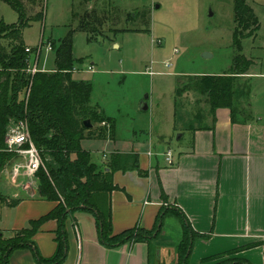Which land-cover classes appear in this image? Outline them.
<instances>
[{
  "label": "rangeland",
  "instance_id": "obj_1",
  "mask_svg": "<svg viewBox=\"0 0 264 264\" xmlns=\"http://www.w3.org/2000/svg\"><path fill=\"white\" fill-rule=\"evenodd\" d=\"M110 1L121 12L114 22L115 26L103 24L102 32L94 33L90 42L84 32L75 31L72 34L73 80L91 84L90 104L98 106L103 115L114 120L115 139L121 141V145L136 141L134 138L139 139L138 135L148 139L151 137L152 155L157 154L156 160L160 166L165 163L163 156L158 154L162 148L164 151L170 149L173 158L185 146L192 150L195 142L192 128L201 126L203 134L198 141L207 144V148L217 155L222 143L231 139L219 127L224 120L221 113L226 110L216 113L214 124L209 106L203 105V102L206 103L203 96L187 92L181 99H176L175 92L179 87H187L196 76L219 75L229 71L235 56L232 47L235 27L233 0ZM84 2L43 0V10L42 7L32 8L26 4L27 18L40 10L43 15L42 20L30 21L22 31V41L30 49L28 68L36 64L38 71L54 70V52L47 45L53 46L56 41L64 39L70 30L76 29L78 20L73 15L85 12ZM0 21L5 25H14L19 21L18 14L2 1ZM105 27L117 31L105 30ZM261 32L264 42V30ZM257 44L258 41L243 40V53L249 55ZM8 46L9 41L0 39V48L8 50ZM203 54L208 56L203 57ZM260 56L261 64L252 69L255 74L264 72V51ZM250 88L253 114L258 111L264 125V78H251ZM143 101L147 105L146 111L140 109ZM11 122L8 130L19 125ZM255 123H258L257 119ZM98 126L101 124H94L95 128ZM81 146L91 152L92 161L102 163L104 160L99 155L105 154L108 159L115 149L113 143L92 138L83 140ZM18 161L19 158L10 161L0 171V232L5 235L13 229L17 212L1 207L3 200L5 204L12 201L6 195H12L11 188L3 183L11 185L8 174L11 166ZM36 193L32 196H36ZM173 208L164 205L161 211ZM166 218L169 236H177L179 221L172 213L167 214L164 220ZM133 233L138 235L141 231L135 228ZM159 238L151 242L155 243ZM199 241L194 243L190 264H201V257H207V253L216 246L210 240H203V244ZM162 246L168 245H157ZM170 253L172 251L169 257ZM234 259L239 258L235 252H230L212 256L202 264H219Z\"/></svg>",
  "mask_w": 264,
  "mask_h": 264
},
{
  "label": "trees",
  "instance_id": "obj_2",
  "mask_svg": "<svg viewBox=\"0 0 264 264\" xmlns=\"http://www.w3.org/2000/svg\"><path fill=\"white\" fill-rule=\"evenodd\" d=\"M0 1L9 5L19 16V21L14 25H5L0 21V39L9 41L8 50L0 48V148H4L10 122H25L31 141L44 162V169L36 173L37 198L56 203L49 213L30 220L24 228L11 231L8 235L0 232V264H9L10 255L23 249L30 250L38 264L62 263L67 250L65 221L81 211L92 215L99 242L106 248L156 240L160 236L165 216L172 213L181 226L180 239L173 246L176 255L173 264H190L195 241L208 240L209 235L195 232L180 210L159 212L150 230L135 226L120 234L112 233L111 193L119 190L113 183L114 172L136 171L142 176L146 173L139 168L138 156L134 153L112 154L104 166H98L92 161L91 154L81 147L85 139L104 140L114 134V120L103 115L98 106L90 104L91 84L72 78V34L75 31L84 32L87 40L92 41L94 33L102 32L101 26L112 17L108 10L112 5L107 4L106 12L102 13L86 9L82 14H74L73 17L78 20L76 29L70 30L64 39L50 46L54 52V70L31 74L28 71L29 53L25 51L22 31L30 21L42 20L43 15L40 10L27 18L26 4L40 8L43 0ZM85 1L87 5L92 0ZM233 18L232 47L235 56L229 71L221 75L196 76L187 87H179L175 93L176 99H181L184 93L195 92L204 97L212 115L217 109L223 108L229 111L232 122L239 118L246 122L250 117L244 115L242 106L248 105L250 87L248 81L242 80L240 76L247 72L251 62L242 55L241 43L245 38L256 35L259 22L246 0H233ZM87 120L92 125L91 129L83 126ZM101 123L106 126L94 127V124ZM17 158L15 154L0 153V171ZM161 196L166 200L163 193ZM19 201L12 200L6 203L7 207H16ZM48 221H56L57 227L53 232L56 247L51 258H43L34 237ZM135 228L140 229L141 234L134 235ZM209 258L203 259L201 264ZM219 264L251 263L245 259H234Z\"/></svg>",
  "mask_w": 264,
  "mask_h": 264
},
{
  "label": "crops",
  "instance_id": "obj_3",
  "mask_svg": "<svg viewBox=\"0 0 264 264\" xmlns=\"http://www.w3.org/2000/svg\"><path fill=\"white\" fill-rule=\"evenodd\" d=\"M246 1L259 22L256 35L245 38L253 42L258 41L257 47H252V53L249 55L242 50V55L251 65L240 77L247 80L250 87L251 78H264V72H252L254 67L261 64L260 54L264 51V42L261 39V31L264 30V0ZM97 3L101 5L98 6ZM107 4L112 5V1L92 0L87 5L84 2L85 11L90 9L96 13L106 12ZM117 7H108L112 17L106 23L111 27L115 26L114 22L116 23L121 14L120 8ZM111 29L105 27V30ZM251 99L250 88L248 105L242 106L244 115L250 117L249 121L243 122L244 120L239 118L232 122L229 111L223 108L214 112L215 124L216 113L226 110L221 113L224 120L219 127L231 138L227 143H222L217 155L207 148V144L198 141V137L203 134V126L196 127L192 128L195 131L193 149L190 150L186 146L181 149L173 158V166H168L165 160L164 165L160 166L156 160L157 154L152 155L151 137L148 139L144 135H138L140 138H134L136 141L131 142L134 144L124 142V145H121V141L115 139L114 125V134L104 139L115 147L110 156L116 153H134L138 156L139 168L146 174L142 176L136 171L114 172L113 183L119 190L111 193L112 233L120 234L135 226L150 230L161 208L169 205L186 216L195 232L199 235H209L208 241L215 242L216 246L204 259L239 249L235 252L239 259H245L251 264H264V125L258 117V111L253 114ZM203 105L207 104L203 102ZM256 119L261 124L255 123ZM162 152L158 154L162 155ZM99 156L104 162H93L104 166L109 158L107 159L105 154ZM8 181L10 186L6 182L3 185L11 188L12 195H6L11 200L20 199L17 206L11 208L17 212L11 231L24 228L30 220L46 215L56 206L54 202L40 200L37 195L32 196L37 191L30 193L22 186L11 183L9 174ZM19 181L24 182V179L20 178ZM161 193L166 200H163ZM1 207H7V204H1ZM167 224L166 218L160 238L154 241L155 243H127L115 248H106L99 242L92 215L82 211L76 212L65 221L67 250L65 259L60 264H173L176 261L173 246L180 239L181 226L178 225L179 234L171 237ZM56 227V221H48L34 237L35 245L43 258H51L55 253L53 232ZM199 242L203 244V240ZM157 245L168 246H162L166 248L163 249ZM170 251L172 253L169 257ZM202 260L203 256L200 261ZM9 264L38 263L30 250L23 249L10 255Z\"/></svg>",
  "mask_w": 264,
  "mask_h": 264
},
{
  "label": "built area",
  "instance_id": "obj_4",
  "mask_svg": "<svg viewBox=\"0 0 264 264\" xmlns=\"http://www.w3.org/2000/svg\"><path fill=\"white\" fill-rule=\"evenodd\" d=\"M47 48L51 49L50 45H47ZM25 51L30 53L28 48ZM28 71L31 74L36 73L38 71L36 64L29 68ZM101 126L106 125L101 123ZM3 152L15 154L19 157V161L11 166L9 173L10 182L22 186L26 190L37 191L38 179L36 173L40 169H44V162L40 152L31 141L25 122H19V125L17 124L14 128L7 131L4 139V148H0V153ZM162 156L168 166L174 165L170 149L163 151ZM20 178L24 179L23 183L19 182Z\"/></svg>",
  "mask_w": 264,
  "mask_h": 264
},
{
  "label": "water",
  "instance_id": "obj_5",
  "mask_svg": "<svg viewBox=\"0 0 264 264\" xmlns=\"http://www.w3.org/2000/svg\"><path fill=\"white\" fill-rule=\"evenodd\" d=\"M208 55L207 54H203V57H207ZM140 109L141 111H146L147 110V105L145 103V101L142 102V104L140 105ZM83 126L86 128V129H91L92 128V125L90 123V121H84L83 122Z\"/></svg>",
  "mask_w": 264,
  "mask_h": 264
}]
</instances>
